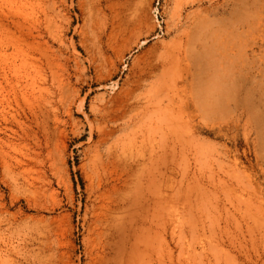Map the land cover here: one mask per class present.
I'll return each instance as SVG.
<instances>
[{
    "label": "rangeland",
    "instance_id": "1",
    "mask_svg": "<svg viewBox=\"0 0 264 264\" xmlns=\"http://www.w3.org/2000/svg\"><path fill=\"white\" fill-rule=\"evenodd\" d=\"M131 4L139 27L113 45L97 37L106 0H0V98L22 120L0 133V264H264V0ZM181 84V118L159 121ZM143 137L153 217L127 206L141 172L108 161Z\"/></svg>",
    "mask_w": 264,
    "mask_h": 264
},
{
    "label": "bare ground",
    "instance_id": "2",
    "mask_svg": "<svg viewBox=\"0 0 264 264\" xmlns=\"http://www.w3.org/2000/svg\"><path fill=\"white\" fill-rule=\"evenodd\" d=\"M106 1H107V5H106L107 12L105 14H102V15H104V26L102 27L103 30L99 29V31L97 32L98 36H97V34H96V36L98 37L99 41L103 37H105L104 40H106L107 44H113V45L116 44L117 45L118 39H120V41L125 40V39L129 38L131 34L136 33L135 31L139 27V22H138L139 19H137V15H136L137 13H135V12H134V14L131 15V17H130V15L126 16V14H125V9L127 11H129L126 8V6L128 7V5H130L133 0H106ZM129 9H131V7ZM16 23H17V21H16ZM95 24L97 25V23H95ZM185 78H186L185 76L180 75L179 84L180 83L183 84L185 82ZM4 80L6 82L8 80L6 75H4ZM0 84H1V81H0ZM182 84L179 85V88L175 90L176 95L170 94V89H172V91L174 92V89L172 86L166 88L167 89V105L164 108L158 109L159 110V117H158L159 121H161V122L165 121L166 123H168V122L173 123V122H175L181 118L180 114L183 112V110L185 109L186 104H187L186 99H185L186 98L185 92H184ZM55 85H56V83H55ZM58 85H59V83H58ZM166 86H167V83H166L165 87ZM45 90H47V89H45ZM42 93L43 92L41 90V94ZM50 93L51 92L47 91V94L45 96H44V94H42L40 97H42V99L44 100L45 106H47L46 109L49 108V109H51V111H53V109H55L53 106H55V105L53 104L54 102L52 100L54 97L51 95L55 94V92L53 94L52 93L50 94ZM176 98H177L178 105H177L176 109H173V108H171V106L174 105ZM128 99H129L128 92L125 91L123 93V95L112 106H110V109H108V108L105 109V111H108L106 116H105V120L117 121L118 119H121L122 117H124L127 110L130 108V105H131V103H128ZM10 107H11L10 100L7 97L2 95V97L0 98V133H4V134H7L8 132L15 133V130L13 128V123H16L19 125L22 124L21 115L19 113V110H16L15 111L16 113H11ZM144 117H145V115L141 116L140 119L142 120V119H144ZM134 118H138V115H136L135 117L132 116L133 120H134ZM109 132L106 130H103L101 132V136L103 138H101L100 142L105 141V137L110 134ZM15 138H17V137H15ZM133 139H130V141L128 142L129 144L127 143L128 145H125L126 143L123 142L120 147L115 148V150H111L112 152L109 153L110 154L109 155L110 160H108V161L115 168L120 166L125 171L126 175H129L133 171L141 172L136 177V180L134 181V185L132 187L128 188V190H127V193H128V196H127L128 200L127 201L128 202L130 201L132 203V204H130V202H129L128 204H130V205H127V206H128V209H133L135 211V213L138 212L137 208H139V209L141 208V210H143V212H140L139 216L146 215V216L153 217L154 216V209L153 208L157 204V201L154 200V196L156 194V192H155L156 191L155 190L156 185H155V177H154L153 172H152V170L154 169V166H156V164H155L156 154H155L153 146L150 147L149 149L145 148L147 143H146V140L144 137L139 142L136 140L133 141ZM131 141H133V143H131ZM0 143L5 145L6 147H11L14 145V143L10 139L3 140L2 138H0ZM164 148H166V146H164ZM128 151H130V152H128ZM28 159H29V157H28ZM20 164L23 165L22 163H20ZM21 165H20V167H21ZM27 166H28V164H27ZM114 171H116V170H114ZM122 176L123 175H117L116 178H113V180L115 179L113 181L114 183L112 185L113 191L114 190L119 191V189H122V187L124 185H126V183L128 181V179H127L128 176L125 178H123ZM140 201L145 202L146 206L141 207ZM151 203H152V205H150ZM139 205H140V207H139ZM125 210H126V208L124 209V212H125ZM104 212H105L104 208L103 209L100 208L99 216L97 219H99L100 223L106 224L108 221H107V218H106V215L104 214ZM116 213H118V212H116ZM122 214H123V211H122ZM118 225H119V223H118ZM121 225H122V223H121ZM115 226L117 229H119V227H120V225H119V227H117L116 224L114 225V227ZM99 234L100 233L98 232V235ZM138 241H139V243H141L144 246V248L145 247L147 248L152 243V239H149V238L144 237V236H140ZM99 255H101V254H99ZM133 260L134 259H132L131 261H133Z\"/></svg>",
    "mask_w": 264,
    "mask_h": 264
}]
</instances>
